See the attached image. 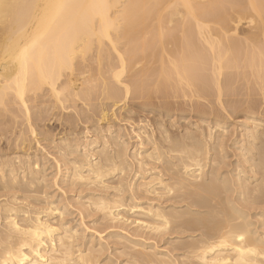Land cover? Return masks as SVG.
<instances>
[{
  "label": "bare ground",
  "instance_id": "obj_1",
  "mask_svg": "<svg viewBox=\"0 0 264 264\" xmlns=\"http://www.w3.org/2000/svg\"><path fill=\"white\" fill-rule=\"evenodd\" d=\"M240 88L247 94L264 95V0H0V105L6 112L21 109L30 119L33 109L46 104V98L64 108V102L77 105L86 101L85 105H89L95 98L98 102L102 95L116 107L123 91L128 95L133 90L136 96L145 90L147 97L169 98L186 97L188 89L192 97L214 96L219 103L224 93ZM36 104L32 109L31 105ZM99 117L107 120L105 131H109L108 110L100 107ZM245 121L247 128L253 122L249 126L253 129L244 134L252 141L250 148L245 147L249 154H244L240 161L243 167L239 165L235 177L239 182L240 175L248 173L245 166L256 163L249 171L253 177L257 174L261 178L253 184L249 182L253 177L245 184V180L234 183V177L231 180L230 175L224 176L220 172L223 158L209 163L212 166L206 170L207 154L201 144L186 149L167 136L161 141L153 138V133H146L144 139L151 147L145 152L133 147L132 154L127 153V143L115 135L110 142L106 139V143H100L98 150H93L94 159H89L88 150L98 140L84 142L82 161H68L74 166L70 185L91 192L86 204L92 208L86 212H101L103 221L110 226L118 222L115 210L125 205L123 195L131 191L130 203L139 199L150 202L147 206L134 202L133 207L153 221L152 226L137 223L136 235L149 230L148 235L142 234L161 237L172 231L179 236L200 232L197 241L193 236L195 241L187 243V248L184 245L187 253L181 259L177 257L181 262L173 258L170 261L172 256L158 257L154 247L146 251L144 245L135 243L137 240L122 238L133 243L131 250L144 255L146 259L141 264H264V233L250 229L254 224L248 221L247 207L241 204L264 205V148L260 147V154L254 153L253 148L255 141L261 139L257 128L262 121L254 116ZM262 139L264 144V136ZM76 147L63 139L59 154L67 159ZM130 158L138 167L135 186L127 183V172L133 170ZM7 161L3 158L0 170L9 168L13 173L17 168ZM81 168H86V175ZM26 169L28 175L37 167ZM110 176L118 189L110 187L112 180H105ZM13 180L0 182V191H4L0 195V199L4 198L0 200V264H102L103 250L90 245L91 240L86 242L82 232L70 227L63 205L61 213L49 200L45 212L16 206L17 200L11 196L17 192ZM28 185L25 193L31 192L34 182ZM250 186L253 188L249 193ZM154 201L161 204L156 206ZM165 203H171V211H166ZM180 203L187 204V208L183 207L187 211H176ZM194 207L205 209L206 216H194ZM103 264L115 263L108 260Z\"/></svg>",
  "mask_w": 264,
  "mask_h": 264
},
{
  "label": "rangeland",
  "instance_id": "obj_2",
  "mask_svg": "<svg viewBox=\"0 0 264 264\" xmlns=\"http://www.w3.org/2000/svg\"><path fill=\"white\" fill-rule=\"evenodd\" d=\"M241 34L243 35V33H240V37H243ZM125 76L126 74H124V77ZM152 81L151 84L154 83ZM137 90L139 91L140 89ZM187 90L188 89L185 90L187 92L186 97L178 95L176 97L173 96L169 98H164L160 95L147 97L145 96L147 93H144L146 92L145 90H140L139 93L144 91V94L139 95L138 93L137 96L135 94L136 90L130 91L128 95H126V93H124L123 91V95L121 98L122 101H119L116 107L115 105L112 106L114 104L112 100H108V98L104 97L103 95L102 97H99V100L101 99L102 102L101 100H98L97 102L96 98L94 99L93 96L92 99L94 100H91L92 103L94 101V107L91 101V104L89 103V106L85 105L86 101L84 102L79 100L80 102L77 101V105L79 107H77V105H73L75 102L67 101L66 103L64 102V108H60L61 106L59 104L57 105L52 99L46 98V100H48H45L46 104H38L41 106L40 109L37 104L31 105L32 109L34 106H37L38 108H34L32 112V109L30 110V119H28L25 116L24 112L17 107L15 108L17 110L19 109V111H17L18 113L16 112V110H13V108H11L10 111L6 112V110H4L6 108L3 105H0V157L2 158L3 156H5L3 157L5 161L9 159V163L13 164L14 166H12V168L15 169V166L17 168L15 169L17 171L14 170L13 173L9 172V168H4L5 171L0 170V182H4L2 181L3 179L6 181H11L13 179L15 180L16 183L14 182V180L12 182L15 184L17 192L13 191V193H10H12V199L17 200L16 204H18L16 206L20 207L21 209L30 208L29 210L33 212H43L48 208L47 203L49 200V203L51 202L50 204H53L52 206L54 208L56 207L57 209H60V213L62 211L66 212L65 219L66 221H70V227L74 228V231L76 230L78 232L80 231V233L82 232L83 234H81L85 237L84 240L86 242L88 241L89 243L91 240L90 245L92 244V246L94 245L95 248L103 250L100 255V261H102V264L104 262H107L108 260H111L115 264H124L126 262L130 264H135V261L137 264L138 262L139 264L144 263L143 260L146 259L144 255L142 253H138L137 251L131 250L133 243L126 240H122V238L124 237H127L132 241L141 240L140 242L138 241V243L137 241H135V243L139 245H144L147 248L146 251L149 250L148 248L154 247V251L156 252L158 257L172 256L171 258H169L170 261H177L181 259L185 253H187V249H184L187 243H191L193 242L192 240L195 241V239L196 241L198 240L200 232L198 233L191 231L185 233L184 235L181 234L179 236L177 233L176 235L172 231L168 234H165V236L161 235V237L151 235L144 236L146 234L148 235V233L150 232L149 230V232L141 231L139 232V234L137 232L136 235V230L134 229H136L135 227L137 223H144L146 225L152 226L153 221H151V217L149 215L144 216L145 214L141 213L137 207H133L134 202L136 204H146L145 206H147V203L150 202L145 199H139L135 200L133 204L132 201L130 203L132 197L131 191H127L123 195L125 205L120 206L118 209L115 210L116 214H119H117V217H119L118 222H115V224L113 223V225L111 224V226L109 224H106L103 221V215L101 212H86L90 208H92L91 205L86 204L88 201L87 199H89L87 198V195L91 192L70 185L69 178L70 175L73 173L72 170L74 166L69 164L68 161H74V159H77L76 161L79 162L82 161L83 158L81 155L83 154L82 151L85 150V143L89 141L91 142V140H95V138L96 140H98V144L92 145L93 147L91 146L89 148V159H94L96 153L93 154V150H95L96 152L98 150L97 147L100 145V143H106V139L108 140L107 142H110L109 140L115 137L117 138V136L118 140L121 139V142L124 141V143H127V153L133 152V147H136L139 152H145L151 147L150 145L146 144V140L144 139L147 137L146 133H148V135H151L153 133V138H155L156 140H161L163 136H165V138L163 137V139H166L167 136L168 140L176 142L179 145L181 144L180 146H183L186 149H192L191 147H193L195 144H201V146L204 147V151L206 150L205 152L207 154L205 155L206 160H208L206 163V170H208L209 167L212 166L215 159L219 161L223 158L224 162L220 172L224 174V176L225 174L226 176L230 175L231 180H234L235 178L236 181H233L234 183L238 182L239 179L235 177L237 175L236 170L237 168H240L239 165L243 167L240 164V161H242L243 156L246 155V157H248L249 152L246 151V148H250L249 145L252 141L251 138L244 135L246 134V130L248 131L253 129L252 127H249L250 125L253 126V122H249L248 128L244 126V123H248L245 121L246 117L254 116L262 121L261 126L257 128L261 139L260 141H255V145L253 146V148H255L254 153H259L260 147L264 148V144L261 141L263 140L262 138L264 136V95L250 93L247 94V91L245 89L240 88L234 93H224L221 98L222 101L218 103L217 97L213 96L214 98L209 97L206 99H199L196 97H192V95L188 93L189 90ZM95 101L97 102V105ZM236 102H241L242 104L240 103V106H238L236 105ZM73 106H75V109ZM82 106L83 110H85L86 113L81 109ZM100 107L106 109V112L108 110L110 120L109 123L111 127L109 131H105L108 130L105 129L107 128L106 125H108L106 123L107 120H100ZM199 107L205 109V112H199ZM76 108L78 109L79 113H77ZM87 108L89 111L87 110ZM79 109L84 112V115L83 112H81V110ZM3 110L7 115L4 114ZM74 110L75 113L79 116L74 113ZM13 111H15L16 113H14ZM12 112L14 115L16 114V116L12 115ZM8 113H11V115L15 118H13L11 115H8ZM174 117L176 120L173 122ZM68 119L71 120V122H69ZM72 119H74V122ZM203 122H207V125L206 127L200 128ZM70 123L71 125H69ZM216 123H219V126L215 125ZM103 129L104 131H102ZM31 130L34 131V133L31 132ZM63 139L65 140V143L69 142L70 145H75V147L78 146L76 147L78 151L76 150L73 155L67 158L69 160L65 159L62 154H59L61 153L59 149L61 147ZM22 141L24 142L23 145L20 144L22 143ZM140 143L145 144L139 146ZM18 144L20 146H18ZM166 146L168 147V144ZM143 156L144 155H142L141 157ZM258 157L259 156H257L256 158ZM3 158L0 160V169L1 161L3 160ZM209 160L212 162H210ZM130 161L134 167L132 166L131 169L133 170L128 171V175L126 174L129 179L127 183L133 184V186H135L136 183L138 184V178L134 177V173L137 171L138 167L136 168V166L134 165L133 159H131ZM22 163L25 164V166ZM254 164H247L245 166L250 176L247 172H245L244 176L240 175L242 176V179L240 177V181L245 180V184H247L249 182L252 183L254 180L261 178V176L257 174L254 175L255 177H253V174L250 173L249 167ZM21 165H23L24 168L23 166L21 167ZM34 166L37 167V169L34 170V173L27 175L25 170L28 169L26 168ZM58 168H60V172L56 173L58 171ZM135 168L136 170H134ZM81 169L80 170L83 172V174L86 175V168ZM10 178L13 179L10 180ZM251 178L253 180H250ZM35 180H37V182ZM105 180L109 182V180L113 181L114 179H112V176H110L109 178L107 177ZM247 180L250 181L248 182ZM114 181H110L109 185L110 187H117L118 189L119 186L115 185ZM240 181L238 183H240ZM31 182H34V186H32V189L34 191H32L31 189V192H26V194V186L28 187V184ZM171 185L173 186L174 184ZM23 188L25 189L24 191ZM252 188L250 186V190L248 189L249 193ZM134 189L136 190V187H134ZM112 191L113 190H111V192ZM3 193L4 191H0V195H3ZM247 193L248 191L246 192V194ZM179 194L182 195V193ZM14 197L16 199H14ZM2 199L4 198H1L0 200ZM153 203L156 204V206L158 204H161L159 203V201H154ZM241 204H244V206L249 209H246V212L250 216H248V221H251V223L254 224L251 226L250 229L254 230V232L263 234L264 205L259 206L257 204V207L256 205L248 206V204L246 205L244 202ZM62 205L65 207L64 209ZM170 206L171 203H165L164 207H168L166 211H171V209L169 208ZM176 206H178V204ZM179 206L180 208H178L176 211H187V209H184L187 208L186 203H180ZM88 207L90 208L88 209ZM65 209L67 211H65ZM192 210H197L194 213L197 215L193 214L194 216H206L205 209H201L202 211H199L197 207ZM198 212H201V215ZM81 213L83 214V216H81L83 219L80 217ZM68 214L69 217H67ZM43 215L44 214H42L41 216ZM186 217L188 218V216H185V218ZM185 218L183 219L185 220ZM191 218L189 217V219ZM156 219L159 218L156 217ZM258 219H260V222L258 221ZM133 233H135L137 237L141 236V238L139 239L135 237ZM193 236L194 238H196L193 239ZM187 246L185 248H187ZM140 254L143 255L142 260L139 259V257L141 258ZM136 259H139V261L137 262Z\"/></svg>",
  "mask_w": 264,
  "mask_h": 264
}]
</instances>
